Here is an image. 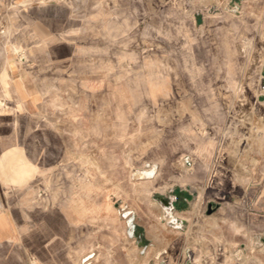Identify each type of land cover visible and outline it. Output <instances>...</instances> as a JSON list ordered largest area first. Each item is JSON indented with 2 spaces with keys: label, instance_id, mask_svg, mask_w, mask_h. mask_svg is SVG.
Masks as SVG:
<instances>
[{
  "label": "rangeland",
  "instance_id": "374dc122",
  "mask_svg": "<svg viewBox=\"0 0 264 264\" xmlns=\"http://www.w3.org/2000/svg\"><path fill=\"white\" fill-rule=\"evenodd\" d=\"M44 1L24 3L31 9L18 18L25 22L20 29L0 13V39L32 37V6ZM84 3L88 123L68 125L70 154L39 174L33 198L19 206L41 230L27 243V261L211 264L213 205L206 202L210 195L225 199L227 162L242 149L243 126L257 112L248 103L264 90V0ZM26 65L48 80L49 61ZM47 85L39 116L57 118L67 132L70 90L57 101ZM151 167V178L135 176ZM223 253L220 246L222 261ZM250 264L264 260L255 254Z\"/></svg>",
  "mask_w": 264,
  "mask_h": 264
},
{
  "label": "crops",
  "instance_id": "0c3cea01",
  "mask_svg": "<svg viewBox=\"0 0 264 264\" xmlns=\"http://www.w3.org/2000/svg\"><path fill=\"white\" fill-rule=\"evenodd\" d=\"M26 1L0 0L6 23L13 17L18 29L24 27L18 18L28 12ZM32 9L38 14L32 37L0 39V264H29L25 248L40 238L41 230L19 206L33 198L39 174L57 166L58 157L70 154L69 126L72 130L88 123L83 81L89 74L90 42L84 25L90 6L84 0H45ZM27 60L49 61L48 80L39 68L27 67ZM45 84L57 101L65 88L70 90L67 132L56 126L57 118L46 122L39 116ZM248 107L257 112L243 126L242 149L227 162L225 199L210 195L206 202L213 205L208 215L211 264H238V256L241 264H250L255 254L264 260V90ZM220 246L223 255L227 253L223 261ZM35 254L34 262L41 263Z\"/></svg>",
  "mask_w": 264,
  "mask_h": 264
},
{
  "label": "bare ground",
  "instance_id": "6f19581e",
  "mask_svg": "<svg viewBox=\"0 0 264 264\" xmlns=\"http://www.w3.org/2000/svg\"><path fill=\"white\" fill-rule=\"evenodd\" d=\"M261 4V3H260ZM263 5V4H262ZM247 13V12H246ZM249 16V15H248ZM206 20V19H205ZM225 21V20H224ZM229 21V20H228ZM260 21V20H259ZM206 22V21H205ZM230 22V21H229ZM245 22H247V21H245ZM261 22V21H260ZM242 23V22H241ZM230 24V23H229ZM249 24H251V23H249ZM249 24H247L246 26L248 27V25ZM240 25V24H239ZM234 27V26H233ZM246 29V28H245ZM248 29V28H247ZM249 30V29H248ZM228 38V37H227ZM248 39V38H247ZM230 47V46H229ZM223 48H224V46H223ZM225 59V58H224ZM224 62V61H223ZM222 64V63H221ZM220 64V65H221ZM227 75H228V73H227ZM226 76V75H225ZM229 76V75H228ZM230 79H231V77H230ZM233 79V78H232ZM230 81H232V80H230ZM235 81V80H234ZM252 81V80H251ZM238 85V84H237ZM241 86V85H240ZM229 87V86H228ZM230 88V87H229ZM257 89V88H256ZM230 90H232V89H230ZM235 90V89H234ZM233 91V90H232ZM42 130H44V129H42ZM46 138V137H45ZM44 140V139H43ZM48 141V140H47ZM46 141V142H47ZM208 148H209V146H208ZM126 153H128V152H126ZM33 163V162H32ZM155 165H157V164H155ZM37 166H39V165H37ZM173 166V165H172ZM171 170V169H170ZM37 171V170H36ZM138 171V170H137ZM154 173H155V169H154V167H151V168H147V169H143L141 172H137L136 174H135V176H137V177H139L140 179H149V178H151L153 175H154ZM162 173V172H161ZM167 173H169V172H167ZM174 174V173H173ZM169 175H170V173H169ZM157 177V176H156ZM42 178V177H41ZM49 178V177H48ZM164 183V182H163ZM169 183V182H168ZM167 183V184H168ZM135 189V188H134ZM161 189V188H160ZM159 189V190H160ZM164 189H166V188H164ZM104 190V189H103ZM148 195V194H147ZM38 197V196H37ZM199 198V197H198ZM199 201V200H198ZM37 207V206H36ZM117 229V228H116ZM90 251V250H89ZM147 252V251H146ZM87 256V255H86ZM86 256H84V258L86 257ZM109 256V255H108ZM76 260V259H75ZM85 261H83V263H84ZM81 264H82V262H81Z\"/></svg>",
  "mask_w": 264,
  "mask_h": 264
},
{
  "label": "water",
  "instance_id": "95a60500",
  "mask_svg": "<svg viewBox=\"0 0 264 264\" xmlns=\"http://www.w3.org/2000/svg\"><path fill=\"white\" fill-rule=\"evenodd\" d=\"M263 89H264V83H263Z\"/></svg>",
  "mask_w": 264,
  "mask_h": 264
}]
</instances>
